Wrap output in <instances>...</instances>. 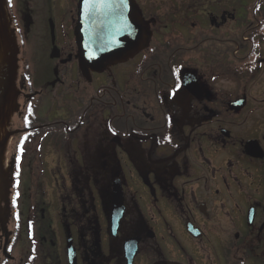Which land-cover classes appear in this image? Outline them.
<instances>
[{"label": "flooded vegetation", "instance_id": "flooded-vegetation-1", "mask_svg": "<svg viewBox=\"0 0 264 264\" xmlns=\"http://www.w3.org/2000/svg\"><path fill=\"white\" fill-rule=\"evenodd\" d=\"M78 2L10 0L0 264H264V0H134L148 44L88 75Z\"/></svg>", "mask_w": 264, "mask_h": 264}, {"label": "water", "instance_id": "water-1", "mask_svg": "<svg viewBox=\"0 0 264 264\" xmlns=\"http://www.w3.org/2000/svg\"><path fill=\"white\" fill-rule=\"evenodd\" d=\"M134 12L137 14L138 10L133 0H91L89 4L85 0L80 1L74 35L78 46L77 59L83 72L88 69L102 72L125 60L132 51L138 50L142 28ZM17 53L16 39L9 27L5 3L0 0V203L6 199L9 186L2 165L8 139L6 127L11 114L16 110ZM5 216L0 208V224H3Z\"/></svg>", "mask_w": 264, "mask_h": 264}, {"label": "rangeland", "instance_id": "rangeland-1", "mask_svg": "<svg viewBox=\"0 0 264 264\" xmlns=\"http://www.w3.org/2000/svg\"><path fill=\"white\" fill-rule=\"evenodd\" d=\"M35 5H37V3H35ZM12 12V11H11ZM12 14H13V12H12ZM40 35V34H39ZM39 35H34L33 36V38H34V43H35V41L39 44L40 42H42V37H41V35L39 36ZM39 36V37H38ZM41 46V45H40ZM29 51H31V50H29ZM34 53H36V55H37V57L38 56H41L42 57V55H41V49H40V47L38 48V50H36V52H34Z\"/></svg>", "mask_w": 264, "mask_h": 264}, {"label": "snow or ice", "instance_id": "snow-or-ice-1", "mask_svg": "<svg viewBox=\"0 0 264 264\" xmlns=\"http://www.w3.org/2000/svg\"><path fill=\"white\" fill-rule=\"evenodd\" d=\"M9 2H10V0H9ZM90 2H91V0H85L86 4H89ZM21 151H22V148H21Z\"/></svg>", "mask_w": 264, "mask_h": 264}]
</instances>
